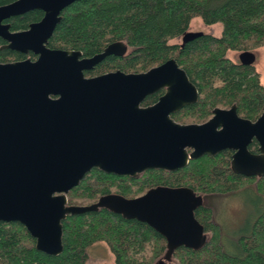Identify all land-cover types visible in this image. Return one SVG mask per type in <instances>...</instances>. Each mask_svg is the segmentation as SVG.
<instances>
[{"label": "water", "instance_id": "obj_1", "mask_svg": "<svg viewBox=\"0 0 264 264\" xmlns=\"http://www.w3.org/2000/svg\"><path fill=\"white\" fill-rule=\"evenodd\" d=\"M79 0H15L0 5V49L33 52L38 59L0 63V222L17 221L50 255L64 251L63 221L69 214L109 209L147 223L167 241L165 258L181 246L201 249L208 240L196 210L204 197L187 186H156L127 198L108 194L87 205L69 204L70 191L88 172L139 177L148 169L175 171L191 159L232 150V169L264 175V111L255 121L236 104L215 108L204 123L181 124L171 114L195 103L197 86L175 59L144 72L117 70L86 77L85 70L111 55L128 52L124 41L83 57L80 50L50 48L62 11ZM44 17L28 29L11 31L4 20L31 10ZM204 32H187V42ZM241 64L253 65L254 51ZM153 105L144 100L162 88ZM257 140L259 154L251 152ZM264 264V263H262Z\"/></svg>", "mask_w": 264, "mask_h": 264}, {"label": "trees", "instance_id": "obj_2", "mask_svg": "<svg viewBox=\"0 0 264 264\" xmlns=\"http://www.w3.org/2000/svg\"><path fill=\"white\" fill-rule=\"evenodd\" d=\"M15 0H0V5ZM43 11L32 10L11 20L13 30L28 28ZM195 17L207 25L220 23L221 36L204 34L183 49L170 44L181 36ZM124 41L125 56L111 55L99 72L121 69L142 72L176 57L200 89V100L188 107L183 117L203 122L214 107L237 104L241 116L256 120L264 111V84L253 65L228 56L231 51H253L264 46V0H79L62 11L49 46L81 50L85 56L102 52L110 43ZM25 57L19 52L0 51L1 56ZM96 72V71H95ZM88 72L89 74L95 73ZM156 100L149 95L143 105ZM179 121H183L180 119ZM256 151L257 143L250 146ZM232 151L191 159L175 171L148 169L139 177L107 173L93 168L69 195V204L87 205L108 194L133 198L156 186H187L204 197L196 210L208 240L199 250L181 246L171 259L177 264H262L264 263V175L248 177L232 169ZM252 187L259 201L251 223L238 231L234 249L224 241V230L215 220L210 198L230 195ZM64 251L50 255L36 248V239L20 222H0V264H86L89 249L107 243L114 264H157L167 252V241L147 223L128 219L101 208L69 214L63 221Z\"/></svg>", "mask_w": 264, "mask_h": 264}, {"label": "rangeland", "instance_id": "obj_3", "mask_svg": "<svg viewBox=\"0 0 264 264\" xmlns=\"http://www.w3.org/2000/svg\"><path fill=\"white\" fill-rule=\"evenodd\" d=\"M190 30L204 31L216 36H221L223 26L220 23L206 25L200 17L191 20ZM172 42H181V37L175 38ZM257 55L255 67L261 74V80L264 84V46L253 50ZM241 51H231L228 56L239 61ZM144 72V71H142ZM183 122H195L190 117H184ZM252 191V187L241 189L230 195H218L210 198L209 203L214 210L215 220L222 226L224 230V241L226 247L231 251L234 249V239L237 237L238 231L246 228L257 214V205L259 201ZM90 259L86 264H114L115 256L105 242H98L90 249ZM157 264H177L174 259L163 258Z\"/></svg>", "mask_w": 264, "mask_h": 264}, {"label": "flooded vegetation", "instance_id": "obj_4", "mask_svg": "<svg viewBox=\"0 0 264 264\" xmlns=\"http://www.w3.org/2000/svg\"><path fill=\"white\" fill-rule=\"evenodd\" d=\"M36 10V9H35ZM37 10H40V9H37ZM32 11V10H31ZM42 11V10H41ZM43 13H44V11H43ZM23 15V14H22ZM44 15H45V13L43 14V16L39 19V20H37V21H34V22H31L30 24H32V23H35V22H39L43 17H44ZM19 16V15H18ZM15 17H17V16H13V17H11V18H9V19H6V20H4V23L5 24H11V28H10V30L11 31H21V30H25V29H28V28H25V29H20V30H13V28H12V23H11V20L13 19V18H15ZM207 25V24H206ZM30 26V25H29ZM202 31V30H201ZM187 32H200V31H194V30H190V26H189V28L187 29V31H185L181 36H178V37H181V42H179V43H177V42H172V40L173 39H175V38H178V37H175V38H172L171 40H170V44H172V45H175V46H179V48L180 49H183L185 46H186V44L187 43H189V42H191V41H194L195 39H197V38H199L200 36H202V35H200V36H198V37H195V38H193V39H191V40H189V41H187V42H185L184 41V36H185V34L187 33ZM202 32H204V31H202ZM204 34H210V35H213V34H211V33H206V32H204ZM203 34V35H204ZM213 36H216V35H213ZM8 42L3 38V37H1L0 36V47L1 46H3V45H5V44H7ZM48 46H49V44H48ZM50 47V46H49ZM51 48V47H50ZM4 50H9V51H12V52H18V51H15V50H12V49H8V48H6V49H0V51H4ZM65 50H75V49H65ZM81 51V50H80ZM104 51V50H103ZM102 51V52H103ZM82 52V51H81ZM19 53H21V54H23V55H25V57H22V58H19V59H15L13 56H11V55H6V56H1L0 55V63H11V62H17V61H21V60H26V59H31V60H33V61H35V60H37L38 59V55H36V54H34L33 52H29V53H23V52H19ZM83 53V52H82ZM101 53V52H100ZM96 55V54H95ZM126 55V54H125ZM125 55H123V56H125ZM94 56V55H93ZM83 57H92V56H85L84 54H83ZM110 56H108V57H106L104 60H102L101 62H99L98 64H96L95 66H94V68L93 69H90V70H85L84 72H85V75H86V77H95V76H99V75H102V74H106V73H109V72H113V71H117V70H121V69H116V70H107V71H105V72H99L98 70H97V68H98V66L100 65V64H102L106 59H108ZM119 57H122V56H119ZM170 59H175L177 62H178V64H179V61L177 60V58L176 57H170L169 59H167L166 61H168V60H170ZM166 61H164V62H162V63H160V64H158V65H156V66H159V65H161V64H163V63H165ZM179 67L180 68H182V69H184L186 72H187V70L182 66V65H180L179 64ZM90 71H96L95 73H93V74H89L88 72H90ZM125 72V71H124ZM127 73H130V72H127ZM187 74H188V72H187ZM188 76H189V79L197 86V89H198V91H199V98H198V101L200 100V96H201V93H200V89H199V87H198V85L191 79V77H190V75L188 74ZM166 90H167V88L165 87V88H162L161 90H159L158 92H156L155 94H156V100L153 102V103H151V104H149V105H153V104H155V103H157L158 101H159V99H160V97L161 96H163L165 93H166ZM197 101V102H198ZM197 102H195V103H192V104H189V105H186V106H184V107H182L180 110H178V111H176V112H173L172 114H171V116L173 117V119L175 120V121H177L178 123H181V124H191V123H193V122H183V121H179L180 119H183L184 117H183V114H185V112H187V110H188V107L189 106H191V105H194V104H196ZM149 105H143V106H149ZM232 105H234V104H232ZM232 105H230V106H228V107H220V106H217V107H219V108H223V109H229V108H231V106ZM237 105V104H236ZM217 107H214L213 109H212V115L207 119V120H205V121H203V122H194V123H204V122H206V121H208L213 115H214V109L215 108H217ZM238 107V106H237ZM239 113V112H238ZM240 115V114H239ZM262 115V114H261ZM260 115V116H261ZM241 116V115H240ZM259 116V117H260ZM243 117V116H242ZM258 117V118H259ZM244 118H246V117H244ZM257 118V119H258ZM247 119H249V118H247ZM256 119V120H257ZM250 120H252V119H250ZM253 121H255V120H253ZM253 142H255V143H257V148H256V151L254 150H252L251 149V145H252V143ZM251 144H250V146H249V149L251 150V152H253V153H255V154H259L260 153V150H259V146H260V144H259V142L255 139L254 141H253ZM232 151V150H231ZM232 154H233V151H232ZM245 176H248V177H257V176H259V175H245Z\"/></svg>", "mask_w": 264, "mask_h": 264}]
</instances>
